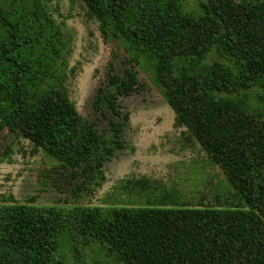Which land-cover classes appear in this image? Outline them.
<instances>
[{"label": "trees", "instance_id": "1", "mask_svg": "<svg viewBox=\"0 0 264 264\" xmlns=\"http://www.w3.org/2000/svg\"><path fill=\"white\" fill-rule=\"evenodd\" d=\"M81 1L135 68L108 76L94 99L113 114L102 112L105 132L67 94L69 37L57 4L0 0V133L30 140L73 178L100 186L103 161L125 147L128 114L117 98L136 89L141 71L227 190L192 204L168 187L175 181L125 178L113 185L117 198L98 205L9 194L0 199V264H68L57 252L71 232L98 264H264V115L245 101L264 103V0H205L197 12L181 0Z\"/></svg>", "mask_w": 264, "mask_h": 264}, {"label": "rangeland", "instance_id": "2", "mask_svg": "<svg viewBox=\"0 0 264 264\" xmlns=\"http://www.w3.org/2000/svg\"><path fill=\"white\" fill-rule=\"evenodd\" d=\"M53 1L64 18L69 37L67 94L75 109L100 132H105L108 123L102 112L108 116L113 114L104 100L95 103L94 99L106 92L99 90L108 76L114 73L124 78L125 70L135 68L128 63L116 41L102 38L96 20L81 0ZM200 1L205 0H181L186 9L194 12L199 11ZM173 70L177 73V64ZM245 101L250 111L264 115V103L255 95ZM117 109L128 114L123 132L125 147L103 161L104 177L96 187L84 176L73 178L70 172L55 166L30 140L3 130L0 133V199L11 194L19 201L34 197L41 204L98 205L102 199L117 198L113 185L125 178H145L165 185L175 181L178 186L168 187L190 198L192 204L200 198L207 202L215 193L225 194L227 185L221 178L220 168L210 163L186 128L177 124L174 112L147 74L139 71L136 89L117 98ZM133 198L128 194L120 200L124 203ZM71 233H65L61 253L58 250L57 254L64 256L68 264H98L96 251Z\"/></svg>", "mask_w": 264, "mask_h": 264}]
</instances>
